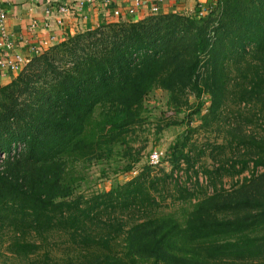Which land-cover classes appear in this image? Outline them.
<instances>
[{"label":"trees","instance_id":"trees-1","mask_svg":"<svg viewBox=\"0 0 264 264\" xmlns=\"http://www.w3.org/2000/svg\"><path fill=\"white\" fill-rule=\"evenodd\" d=\"M156 90L169 120L157 130L186 125L170 171L146 164L124 184L79 191L93 162L116 159L118 174L142 160L132 138ZM221 122L222 143L192 142ZM254 125L264 128V0L106 22L39 51L0 86V264H264V132ZM206 148L211 194L196 168ZM182 170L195 180H176ZM166 196L180 215L160 211Z\"/></svg>","mask_w":264,"mask_h":264},{"label":"crops","instance_id":"crops-1","mask_svg":"<svg viewBox=\"0 0 264 264\" xmlns=\"http://www.w3.org/2000/svg\"><path fill=\"white\" fill-rule=\"evenodd\" d=\"M136 14L128 9L136 5ZM212 0H107L85 3L78 7L79 0H0L5 15L4 34L0 25V41H11L14 48L9 55L29 60L39 51L57 42L111 21H138L152 13L157 5V13L194 12L198 5L205 8ZM66 7L67 12H61ZM119 10L120 15L115 16ZM59 21H62L60 24ZM6 37V38H5ZM55 37L56 42L50 38ZM4 50V49H3ZM0 49V59L3 56ZM25 63V62H24ZM23 65V64H22ZM25 65V64H24ZM18 73V72H17ZM17 73L1 72L0 86L9 83Z\"/></svg>","mask_w":264,"mask_h":264},{"label":"rangeland","instance_id":"rangeland-1","mask_svg":"<svg viewBox=\"0 0 264 264\" xmlns=\"http://www.w3.org/2000/svg\"><path fill=\"white\" fill-rule=\"evenodd\" d=\"M51 41V39H50ZM55 42V41H51ZM207 105L210 100L208 97ZM146 106L148 109V119L145 126L137 131L135 136L132 138L133 143V151H140L143 155L142 160L136 164L133 168V171L128 173L120 172L118 174L114 173V164L116 163V159H111V161H106L104 163L101 162H93L89 168H87L82 175H84V179H82L79 191L84 192L85 194L94 193L96 191L107 190L114 186V184H124L135 175H137L146 164H150V155L153 151L158 150L162 152V157H166L165 162H161V164L156 165L154 170L152 171V175H156L157 172L161 169V167H165L166 171H170L171 167L169 166L168 154L170 152V148L177 142L179 137L185 136L186 125H172L170 127H165L162 131L157 130V121L160 119V123L162 126H165L166 121L169 122L168 118H164V111H167V95L162 93L160 90H156L153 92L146 101ZM184 114H181V117ZM162 117V119L160 118ZM201 120V115H197L192 121L193 127H199ZM264 128L259 126L249 127V130H255L257 133H263ZM227 127L223 126V122L219 125L217 123L214 126L199 128V130L193 134L192 142L196 144V146H200L203 144L218 142L222 143L227 137ZM206 155L202 157L200 164L196 166L199 168V180L202 182L203 186L207 189L208 193L211 194L213 192L212 186L209 184V179L206 178L203 173L204 165L206 167H213L214 159L210 156L211 148H206ZM216 154H219L218 152ZM230 155L229 151H226L224 154H219L218 158L225 159L226 156ZM122 156V153L119 157ZM123 165L127 163V159L121 162ZM260 170V169H259ZM250 172H246L245 174L238 176L234 179L230 177L224 178V186L226 189H231L232 185L239 179H243L244 176H248ZM189 176L192 180L189 179ZM174 178L179 180L182 183L187 182L188 184L192 183L195 180V175L193 171L182 170L175 173ZM164 202L160 206V211L164 212H174L177 215H180L179 211V203L176 198L173 196H166L164 198ZM56 242V241H54ZM60 243V242H56ZM66 246L64 244H59L55 249V256L63 257L65 255L63 249ZM3 254L6 255L8 252L6 250L3 251ZM4 255L1 256V259L4 258ZM5 260V259H3Z\"/></svg>","mask_w":264,"mask_h":264},{"label":"built area","instance_id":"built-area-1","mask_svg":"<svg viewBox=\"0 0 264 264\" xmlns=\"http://www.w3.org/2000/svg\"><path fill=\"white\" fill-rule=\"evenodd\" d=\"M96 1H107V0H79L77 5H78V7H82L85 3H94ZM136 2H137L136 5H134L128 9V13L130 15H135L137 12L136 6H137L139 1H136ZM67 11H68V9L66 7L61 8V12H67ZM158 11H159V7L157 5H154L152 7V13H157ZM119 15H120V11L116 10L115 16H119ZM4 22H5V15H4V12L2 11L1 7H0V25H1V30L5 34L6 28H5ZM59 23L61 24L62 21H59ZM50 39H51V41H55V42L57 41V39L55 37H51ZM13 48H14V45L12 44L11 41H8L7 39L0 41V49H2V50L4 49L3 50V56L0 59V70H1V72L17 73L23 68L24 64L29 62L30 59L28 61L27 60L25 61V60H22V58H20V56L14 57L13 55H9L10 50ZM161 159H162V152L155 150L150 155V164L152 166H156V165L160 164Z\"/></svg>","mask_w":264,"mask_h":264}]
</instances>
